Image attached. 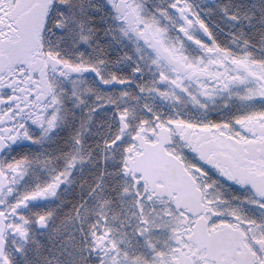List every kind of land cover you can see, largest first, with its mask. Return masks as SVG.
I'll return each instance as SVG.
<instances>
[{
	"label": "snow or ice",
	"instance_id": "snow-or-ice-1",
	"mask_svg": "<svg viewBox=\"0 0 264 264\" xmlns=\"http://www.w3.org/2000/svg\"><path fill=\"white\" fill-rule=\"evenodd\" d=\"M0 264H264V0H0Z\"/></svg>",
	"mask_w": 264,
	"mask_h": 264
}]
</instances>
